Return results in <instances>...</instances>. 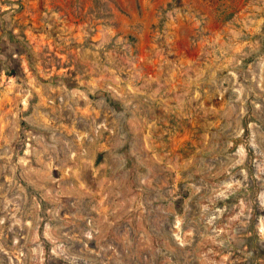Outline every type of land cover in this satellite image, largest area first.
I'll return each instance as SVG.
<instances>
[{"label": "rangeland", "instance_id": "obj_1", "mask_svg": "<svg viewBox=\"0 0 264 264\" xmlns=\"http://www.w3.org/2000/svg\"><path fill=\"white\" fill-rule=\"evenodd\" d=\"M0 264H264V0H0Z\"/></svg>", "mask_w": 264, "mask_h": 264}]
</instances>
